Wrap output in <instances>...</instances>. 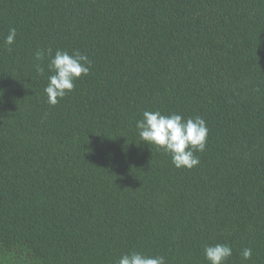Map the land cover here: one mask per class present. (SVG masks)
<instances>
[{"label":"trees","instance_id":"obj_1","mask_svg":"<svg viewBox=\"0 0 264 264\" xmlns=\"http://www.w3.org/2000/svg\"><path fill=\"white\" fill-rule=\"evenodd\" d=\"M49 49L91 61L56 105ZM145 110L203 118L197 166L140 139ZM217 243L264 264V0H0V264H209Z\"/></svg>","mask_w":264,"mask_h":264},{"label":"clouds","instance_id":"obj_2","mask_svg":"<svg viewBox=\"0 0 264 264\" xmlns=\"http://www.w3.org/2000/svg\"><path fill=\"white\" fill-rule=\"evenodd\" d=\"M15 28H10L4 38V44L11 46L16 39ZM11 50L10 48L8 49ZM37 59H42L40 53ZM49 70L53 73L48 76V84L44 89L47 102L56 105L59 99H63L74 87V81L82 75L90 72L91 61L87 55L78 50L71 54L68 51L57 49L54 56L49 49ZM36 71L43 74L44 68L37 64ZM136 129L140 139L147 144L157 146L169 154L173 165L180 168L192 169L200 163L196 152H203L206 147L208 129L203 118L184 119L181 115L172 113L164 115L160 111L145 110L142 119L136 122ZM205 259L209 264H225L232 256V248L227 243H217L204 246ZM243 259H250L251 248H244L241 252ZM117 264H166L163 256H145L140 252L122 254Z\"/></svg>","mask_w":264,"mask_h":264}]
</instances>
